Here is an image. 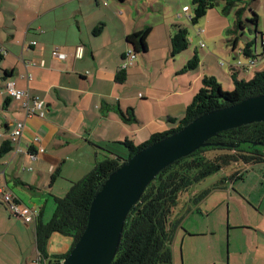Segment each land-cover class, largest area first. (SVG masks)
<instances>
[{
    "label": "crops",
    "instance_id": "crops-1",
    "mask_svg": "<svg viewBox=\"0 0 264 264\" xmlns=\"http://www.w3.org/2000/svg\"><path fill=\"white\" fill-rule=\"evenodd\" d=\"M157 3L158 0H0V51L4 55L0 63V146L12 139L18 120L25 122L20 140L23 151L17 153L13 148L0 160V182L24 204L41 212L32 221V238L29 223L12 215L0 198V264H57L53 255L69 248L51 252L52 235L44 256L36 241L37 224L52 218L46 220L47 208L56 206V198L63 197L72 182L83 178L98 162L127 157L124 139L138 144L153 133L175 127L168 118L179 119L182 105L196 94L201 75L193 79L191 92L189 73L174 78L173 67H178V74L186 65L191 56V51L186 50H190L196 36L200 47L203 38L224 36L234 16L227 18L217 8L210 9L202 26L196 28L197 33L189 32L190 44L185 53L172 57L170 37L177 24L187 27L183 8L189 6L188 0H163L160 9ZM147 25L152 26L148 51L137 52L135 62L126 68V81L120 83L116 76L131 48L126 37ZM199 29L203 32L198 33ZM78 45L84 46L82 58L74 55ZM243 45L239 42V46ZM231 46L234 52L233 42ZM54 49L67 57L54 56ZM191 50L197 52L196 47ZM262 63L260 68H264ZM9 83L38 96L43 108L28 116L22 100L6 92ZM130 108L136 115L134 122H126L121 115ZM36 136L41 138L45 151L33 160L29 152ZM260 180L262 192L263 175ZM233 192L245 202L246 197L252 200V192L243 196L235 188L228 190L229 206L231 199L237 198ZM257 201L259 208H255L261 219L234 224L235 228L246 229L245 234L229 232L227 264H264V192Z\"/></svg>",
    "mask_w": 264,
    "mask_h": 264
},
{
    "label": "trees",
    "instance_id": "trees-1",
    "mask_svg": "<svg viewBox=\"0 0 264 264\" xmlns=\"http://www.w3.org/2000/svg\"><path fill=\"white\" fill-rule=\"evenodd\" d=\"M191 1L192 11L190 12L189 8L188 12H190L189 18L193 24H197L210 9L218 6L221 7L223 14H233L234 21L227 32L233 36L230 41L233 42V49L237 54L234 57L235 60L240 58L245 61L243 56L247 60L250 57L259 56L257 49L260 47L264 32L259 30L257 12L253 11L251 16L246 15L243 0ZM248 26L250 30L255 31V37L254 39H247L241 47L239 46L240 38L244 36ZM101 29L100 27L98 31ZM151 30L152 26L147 25L126 37L127 42L136 53L148 51L147 38ZM258 34L259 36H257ZM189 44L188 28L185 25L177 24L176 32L170 37L171 56L174 57L186 50ZM238 49H241L242 53ZM3 58L4 55L0 51V63ZM199 61L196 52L178 73H185L197 68ZM262 64L260 62L253 67H240L233 63L230 67L233 71L234 88L231 90H224L215 76L205 75L202 78L201 88L187 106L185 116L181 119L168 118L170 122L176 124L175 127L153 133L149 139L138 144L132 139H125L123 143L129 151L127 157L106 158L98 162L83 178L73 181L67 193L63 197L56 198V209L51 220L47 223L40 222L37 224L36 241L39 253L45 256L49 239L54 233H59L73 237V242L67 251L53 255V258L57 263H60L69 255L87 226L90 206L97 189L113 170L135 153L180 130L191 120L208 111L235 104L249 96L264 94V68H257L262 67ZM251 68L256 69L251 79L246 80L239 77L242 70L247 74ZM126 78L127 70L121 68L116 79L123 83ZM121 115L126 122L137 120L133 108L122 112ZM14 143L16 144L13 139H10L0 146V160L15 148ZM222 143L232 146H223ZM33 150H35L34 147L31 148L30 152ZM235 162L244 164L264 163V122H254L222 131L210 138L206 146L163 169L147 186L140 200L130 210L119 249L111 264H173L171 248L173 235L182 221V216L180 214L175 215L174 209L178 205L180 196L189 191L194 184L220 171L225 165ZM246 172L237 168L233 173L222 178L221 183L232 185L235 180L244 179ZM55 177L54 174L53 178ZM210 191L208 188L195 194L191 199L193 205H197ZM0 198L4 201L2 194H0ZM14 201L20 205L24 204L16 195ZM189 209L190 207L186 211ZM46 264L49 263L46 262Z\"/></svg>",
    "mask_w": 264,
    "mask_h": 264
},
{
    "label": "rangeland",
    "instance_id": "rangeland-1",
    "mask_svg": "<svg viewBox=\"0 0 264 264\" xmlns=\"http://www.w3.org/2000/svg\"><path fill=\"white\" fill-rule=\"evenodd\" d=\"M158 1L159 3L156 4V8L160 9L162 6L160 2L163 0ZM188 4L191 12L192 1L188 0ZM243 5L246 7V15L251 16L253 11L257 12L259 15V30L264 32V0H243ZM167 8L168 11H166V14H169L170 6ZM217 9L221 11L220 6H218ZM190 12H188L187 16L184 13L183 17L186 18L185 23L189 32L196 34V28L202 26L201 22L205 21V18L203 17L204 19H200L197 24H193L189 18ZM225 16L228 18L230 15ZM230 18L233 17L231 16ZM249 28V26L246 27L244 36H241V44L247 39H254L256 33ZM257 36H259V34ZM232 37L233 36L228 32H225L224 36L217 35V37L212 39L203 38L202 41L205 43L203 47L198 45V36H196L194 42H191L190 50H186L188 52L191 51V56H189L190 58H188V61L194 56L191 49L195 47L200 59L197 68L186 72L189 73L190 82L192 83L189 87L191 88V92L195 84L193 79L197 75H201V78L205 75H213L221 83L224 90H231L234 88V82L232 80L233 71L228 63L234 62V57L237 56V54L232 51L231 41H229L230 43L227 41L231 40ZM152 51H154V49ZM184 53L181 55H185ZM242 58L246 59L245 56ZM185 64H187V62ZM174 68L177 69L178 67L174 66L173 69ZM176 69L173 70V75L175 76L174 78L179 79L184 73L177 74ZM179 71H181V69ZM255 72L256 69L251 68L247 74L242 70L239 75L240 78L249 80L254 76ZM201 86L202 79L199 81V87H196L195 93L199 91ZM194 95H191V99L188 101L187 105H182L181 113H178L179 119L185 116L187 106L190 104ZM237 168L241 171L244 170V172L247 171L246 182H243L242 179H238L235 180L232 185L228 184L229 186L222 187L223 183H221V179L233 173ZM261 175L264 177V163L244 164L242 162H235L230 165H225L220 171L194 184L189 191L182 193L178 205L174 209L175 215L180 214V216H182V221L173 235L171 245L174 253L173 264H227V257L230 252L229 232L239 235L245 234L247 231L246 229L235 228L234 224L254 222L256 217L258 220L261 219L260 215L256 212L257 208H259L256 205L259 203L257 200L261 199L264 192L260 191L262 186L260 180ZM208 188H210L211 191L208 192L197 205H193L191 202L193 196ZM235 188H237L243 196L252 192V200L249 202L246 197L247 202H245L243 197L233 192L237 198L231 199L229 206L227 193L228 190L234 191ZM255 206L257 208H255ZM55 207L56 206H49L47 208V212L45 213L46 220L53 217ZM188 207H190V209L186 211ZM22 223L25 225L23 220ZM28 228L29 234L33 238L35 222L29 223ZM72 242L73 237L54 233L50 240V251L55 253L67 250L70 248ZM231 256V259L235 257L234 254Z\"/></svg>",
    "mask_w": 264,
    "mask_h": 264
},
{
    "label": "water",
    "instance_id": "water-1",
    "mask_svg": "<svg viewBox=\"0 0 264 264\" xmlns=\"http://www.w3.org/2000/svg\"><path fill=\"white\" fill-rule=\"evenodd\" d=\"M254 122H264V94L208 111L128 158L97 189L87 226L62 264H111L130 210L163 169L220 132Z\"/></svg>",
    "mask_w": 264,
    "mask_h": 264
},
{
    "label": "built area",
    "instance_id": "built-area-1",
    "mask_svg": "<svg viewBox=\"0 0 264 264\" xmlns=\"http://www.w3.org/2000/svg\"><path fill=\"white\" fill-rule=\"evenodd\" d=\"M183 11L187 13L189 11V7L185 6L183 8ZM201 32H203V30L199 29L198 33H201ZM32 43L36 44L35 41H33ZM201 46L202 47L205 46V43L201 42ZM240 52L242 53L241 49H240ZM257 53L259 54L258 57H250L248 58V60L245 59V61L239 58L235 60L234 64L240 67H253L259 64L260 62H263L264 60V37L260 41V47L259 49H257ZM53 55L60 59H65L67 57V54L64 52H61L59 49H54ZM74 55L76 58H82L84 55V46L78 45L75 49ZM136 57H137V53L132 48L128 49V51L125 54V59L122 65V69L127 68L128 66L132 65L135 62ZM32 64L35 65L36 63L33 62ZM6 92H8L11 97L18 99V100H22L23 106L26 108L28 116H32L38 110H41L43 108V102L40 100L38 96H31L27 90L18 89L12 83L8 84L6 88ZM24 128H25V122L23 120H18L15 123V126L12 130V139L14 142H16L15 150L17 153H20L23 151L20 146V140L23 135ZM41 141L42 140L39 136H36L33 140V147L35 150L29 152V156L33 160L38 159L40 154L45 151V147L41 143ZM0 194L3 195L4 201L8 204L14 216L23 219L26 223H30L34 219L39 217L40 210L37 207L30 206L27 204H22V205L17 204L14 201L15 200L14 193L10 189H8L5 184L1 182H0ZM62 261L57 264H62ZM44 264H46V262Z\"/></svg>",
    "mask_w": 264,
    "mask_h": 264
}]
</instances>
